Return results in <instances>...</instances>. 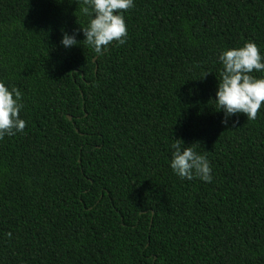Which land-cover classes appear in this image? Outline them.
I'll list each match as a JSON object with an SVG mask.
<instances>
[{
    "label": "trees",
    "instance_id": "trees-1",
    "mask_svg": "<svg viewBox=\"0 0 264 264\" xmlns=\"http://www.w3.org/2000/svg\"><path fill=\"white\" fill-rule=\"evenodd\" d=\"M123 15L126 43L97 54L76 0H0V82L26 121L0 139V264H264V104L225 126L215 101L223 51L264 57V0ZM175 139L211 183L175 174Z\"/></svg>",
    "mask_w": 264,
    "mask_h": 264
},
{
    "label": "clouds",
    "instance_id": "clouds-1",
    "mask_svg": "<svg viewBox=\"0 0 264 264\" xmlns=\"http://www.w3.org/2000/svg\"><path fill=\"white\" fill-rule=\"evenodd\" d=\"M79 10L89 16L87 26L81 27L85 45L91 46L95 53L103 54L113 42L126 43L127 26L123 12L134 7V0H76ZM83 5L81 7L80 5ZM79 23V22H78ZM64 32L61 41L65 48L77 46L76 36ZM223 65L221 79L216 93V103L225 118L222 123L227 126L229 118L244 114L248 120H255L261 105L264 104V78H256L251 73L264 71V57L254 42H247L241 48L223 51L219 56ZM22 92L6 87L0 82V139L23 132L26 121L21 119L23 109ZM198 144V143H197ZM192 146L186 147L183 140L175 139L171 168L181 179H200L212 182V168L206 155H201ZM183 145V147H182ZM11 237V233L8 234Z\"/></svg>",
    "mask_w": 264,
    "mask_h": 264
},
{
    "label": "water",
    "instance_id": "water-1",
    "mask_svg": "<svg viewBox=\"0 0 264 264\" xmlns=\"http://www.w3.org/2000/svg\"><path fill=\"white\" fill-rule=\"evenodd\" d=\"M69 119H70V120H72V118H71V117H69Z\"/></svg>",
    "mask_w": 264,
    "mask_h": 264
}]
</instances>
